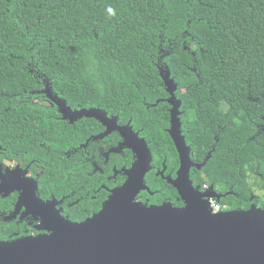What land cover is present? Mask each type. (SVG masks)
<instances>
[{"label":"trees","instance_id":"obj_1","mask_svg":"<svg viewBox=\"0 0 264 264\" xmlns=\"http://www.w3.org/2000/svg\"><path fill=\"white\" fill-rule=\"evenodd\" d=\"M167 79L177 85L193 157L210 154L194 183L232 189L219 202L249 207L264 184V0H0V161L44 157L41 196L64 198V214L82 221L108 192L87 187V166L73 171L65 151L74 127L46 91L130 122L155 170L164 161L175 170ZM77 125L79 143L86 126ZM147 178L152 200L180 204L154 170ZM255 202L264 206L261 197ZM9 207L11 199L0 197V210ZM33 232L0 219V239Z\"/></svg>","mask_w":264,"mask_h":264},{"label":"water","instance_id":"obj_2","mask_svg":"<svg viewBox=\"0 0 264 264\" xmlns=\"http://www.w3.org/2000/svg\"><path fill=\"white\" fill-rule=\"evenodd\" d=\"M167 80L168 132L180 158L177 177L168 180L185 205L136 201L142 190L149 189L145 176L152 169L153 153L147 140L130 123L118 125L117 118L105 110L73 109L65 98L47 90L65 119L100 118L108 128L95 138L118 129L123 145L138 159L125 169L127 180L111 191L102 208L82 221L65 217L57 208L62 200H44L36 181L10 175L0 162V195L6 197L20 189L14 215L25 206L26 213L40 218V228L46 230L0 239V264H264V209L253 205L212 211L208 198L220 199L221 195L213 185L202 191L191 179L192 167L201 169L210 155L201 164L192 159L191 146L182 133V100L175 82Z\"/></svg>","mask_w":264,"mask_h":264},{"label":"flooded vegetation","instance_id":"obj_3","mask_svg":"<svg viewBox=\"0 0 264 264\" xmlns=\"http://www.w3.org/2000/svg\"><path fill=\"white\" fill-rule=\"evenodd\" d=\"M169 97V96H168ZM47 103L52 104L51 102L45 100ZM38 102V97H36L33 101ZM167 102V101H166ZM170 105V104H169ZM92 107H97V106H91V107H78V108H73V109H83V108H92ZM98 108H101L105 110L108 113L109 117H116L117 118V124L118 125H125L130 122H123L120 120L118 115L115 114H110L106 109L98 106ZM171 108V105H170ZM63 119H65L63 117ZM87 119V120H86ZM73 127H74V133L73 136L75 137V142L71 145L69 149L65 151L66 157L71 158L70 162L72 164V169L74 172L78 169V166L83 164L84 166H87V174H88V179L89 181L87 182V187L88 188H97L96 191H100L101 189L105 190V192H108L107 197L105 200L111 195V191L122 185L126 180H127V174L125 169H129L132 167L134 162L137 161L138 157L136 154L133 152V150L128 147L127 145H123L124 142V137L120 133L118 129L112 130L108 135L104 136L103 138H95L96 135L102 134L105 132L108 128L107 125L103 123V121L100 118H90V117H82L78 120L71 121L70 119H66ZM88 120L93 121L92 123L88 122ZM78 122H81L82 127L85 125L84 132L82 131L81 128V135L82 133L84 134L85 139L83 141L78 142L79 138V131H78ZM132 126L133 130L138 132L140 137H143L138 130H136L133 125L130 123ZM170 127V126H169ZM169 129V128H168ZM167 129V130H168ZM260 129L264 130V123L260 125ZM169 133V132H168ZM184 135V134H183ZM145 138V137H143ZM146 139V138H145ZM188 143V142H187ZM189 144V143H188ZM39 145H42L41 142H39ZM190 145V144H189ZM191 146V145H190ZM40 153V152H39ZM153 153V152H152ZM191 155H192V146H191ZM210 155V154H209ZM208 155V156H209ZM207 156V157H208ZM179 157V154H178ZM192 159L194 160L195 163H203L204 161H200L196 158L193 157ZM1 162V161H0ZM45 158H39V159H31L27 163H25L24 160H19L16 156H10L9 161L6 162H1L3 165V170L9 172L10 175H15L16 177L23 178V180H34L37 182L38 185V195L43 198L44 200L48 199H53L56 198L55 196L49 197V198H44L41 196L39 192V180L42 178L45 172ZM205 166V165H204ZM203 166V167H204ZM180 167V158H179V165L178 167L174 170V168H169L166 164V161H164L162 167H158L156 170V166H154V155H153V162H152V169L147 172L145 176V183L149 187V189L142 190L136 197V201H140L146 205H152V204H157L161 205L166 202H171L173 205L172 200H152L150 196H153V191L148 184V178L147 175L150 172L155 171L156 178L160 177L162 180L166 181L168 184H170L168 177L171 176L173 178L177 177V171ZM196 166H193L191 169V179L194 184V186L199 187L202 190V186L199 184H195L194 180L192 178V174L196 173L198 170ZM93 174V176H92ZM260 179L261 176H260ZM263 180V179H262ZM171 185V184H170ZM172 186V185H171ZM204 186V184H203ZM210 187L212 185H209ZM174 187V186H173ZM175 188V187H174ZM176 189V188H175ZM220 195V199L227 197L228 195H233L234 191L229 188H218L215 189ZM178 192V191H177ZM74 193V192H73ZM21 194L20 189L13 190L9 193L8 196L11 199V207H9L8 212L5 210H0V219L6 220V221H17L19 224H29L31 227H33L37 232L33 233H25L24 235H29V234H39L43 233L46 230L41 229V221L40 218H36L32 214H27L26 213V207L23 206L19 210L16 215H14L16 205L19 201ZM148 195V196H147ZM93 198L96 197L95 194L92 193L91 195ZM0 197H4L0 195ZM257 197H261L264 200V184L261 186H257L255 193L251 194L250 197V204L249 207H226L224 206V210H231V209H249L251 206L255 205L257 207H261L264 209V206L258 202H255ZM57 200H62L60 204L57 205V208L61 210V213L64 214V202L65 199L61 198ZM171 199V198H170ZM217 199V198H216ZM220 199H217L220 201ZM102 202V205L104 201ZM80 200L75 199L74 201L70 202V206H75ZM178 201L180 204L176 206H184L185 203L182 199H179V193H178ZM9 217V220H7ZM71 219V218H70ZM73 220V219H72ZM17 234V232H16ZM24 235H17L18 236H24ZM15 237V238H16ZM14 238V237H13ZM12 238V239H13Z\"/></svg>","mask_w":264,"mask_h":264},{"label":"built area","instance_id":"obj_4","mask_svg":"<svg viewBox=\"0 0 264 264\" xmlns=\"http://www.w3.org/2000/svg\"><path fill=\"white\" fill-rule=\"evenodd\" d=\"M210 188L209 184H204L202 191H206ZM210 207L214 213L220 212L224 210V206L215 198L210 197L208 198Z\"/></svg>","mask_w":264,"mask_h":264},{"label":"clouds","instance_id":"obj_5","mask_svg":"<svg viewBox=\"0 0 264 264\" xmlns=\"http://www.w3.org/2000/svg\"><path fill=\"white\" fill-rule=\"evenodd\" d=\"M109 12H112V10H111V9H109Z\"/></svg>","mask_w":264,"mask_h":264},{"label":"rangeland","instance_id":"obj_6","mask_svg":"<svg viewBox=\"0 0 264 264\" xmlns=\"http://www.w3.org/2000/svg\"><path fill=\"white\" fill-rule=\"evenodd\" d=\"M256 188V187H255Z\"/></svg>","mask_w":264,"mask_h":264}]
</instances>
